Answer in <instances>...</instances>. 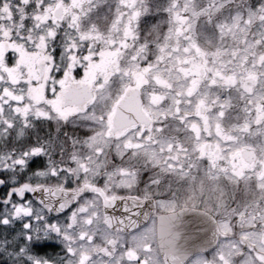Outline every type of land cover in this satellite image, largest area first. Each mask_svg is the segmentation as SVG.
I'll return each mask as SVG.
<instances>
[{
  "label": "rangeland",
  "instance_id": "obj_1",
  "mask_svg": "<svg viewBox=\"0 0 264 264\" xmlns=\"http://www.w3.org/2000/svg\"><path fill=\"white\" fill-rule=\"evenodd\" d=\"M116 37L123 45L116 41L113 53ZM192 57L184 67L181 59ZM85 60L86 69L73 76ZM65 64L61 88L46 95ZM193 67L207 80L199 90L188 74ZM71 83L91 87V100L64 106L57 92ZM134 87L151 124L112 132L114 108ZM201 97L212 102L215 132L224 140L229 128L234 139L217 162L200 158ZM49 105L51 119H36ZM41 141L48 160L36 179L14 161ZM246 147L257 153L250 172L239 156ZM53 164L68 171L48 176ZM0 169H8L9 183L23 176L35 186L93 189L75 201L71 223L61 225L71 237H52L74 250L71 259L56 256L57 264H159L153 218L126 234L103 223L102 197L137 191L153 197L160 212L192 206L215 216L217 245L187 264H264V0H0ZM22 234L19 222L0 227V253L9 251L11 264H26Z\"/></svg>",
  "mask_w": 264,
  "mask_h": 264
},
{
  "label": "water",
  "instance_id": "obj_2",
  "mask_svg": "<svg viewBox=\"0 0 264 264\" xmlns=\"http://www.w3.org/2000/svg\"><path fill=\"white\" fill-rule=\"evenodd\" d=\"M54 15L59 17L61 8L58 7ZM90 96L91 91L85 85L78 88L70 86L65 94L66 103L75 104L89 99ZM141 105L139 91L134 89L128 92L115 108L112 131L122 130L135 124L148 125L150 119L141 110ZM241 155L247 162L255 160L253 151L243 150ZM43 188L48 206L51 207L55 202V210L68 208L72 199L77 196L74 190ZM102 209L107 227L123 232L143 225L151 215H156L157 244L164 264H183L192 254L213 248L218 239L219 232L215 219L200 209L187 207L169 214H156L153 198L138 200L126 196L104 198Z\"/></svg>",
  "mask_w": 264,
  "mask_h": 264
},
{
  "label": "snow or ice",
  "instance_id": "obj_3",
  "mask_svg": "<svg viewBox=\"0 0 264 264\" xmlns=\"http://www.w3.org/2000/svg\"><path fill=\"white\" fill-rule=\"evenodd\" d=\"M67 51L71 53L73 48L69 46ZM52 60L55 62L56 57L53 56ZM86 67V60L73 67V76L76 75L77 71L83 72ZM66 70L67 64H65L63 69H56L60 75L52 78L50 87L46 86V95L48 91H51L52 97L56 96V91L61 88V84L58 81L63 80ZM53 111L52 106L49 105L48 113H38L35 118L40 120L51 119ZM56 115L59 118H64L59 113H56ZM73 115L76 114L74 113ZM68 119H71V117H68ZM47 160V144L41 141L33 144L30 149H25L20 154V158L15 160L14 163L16 168H22L24 173L31 172L32 177L40 179V172L45 169ZM33 169L35 171H32ZM67 171L68 169L64 167H60L57 170L55 164H53L47 175L59 177L61 173H66ZM7 172L8 169H0V227H8L15 222L20 223L23 233L20 237L21 244L26 245L23 251L29 253L25 256L26 264H57L58 258L55 255H48L49 250L51 249L54 252L57 245V241L52 239V237L61 235V225L71 223L72 213L68 212V208L55 210V202L49 207L44 195L45 189L42 186L33 187L30 181L25 182L22 188L17 181H13L10 184L7 180ZM44 178L46 179L47 177ZM21 179H23V176ZM37 193L40 195H37ZM76 202L78 203V201ZM70 207L71 205H69ZM32 252L39 255H31Z\"/></svg>",
  "mask_w": 264,
  "mask_h": 264
},
{
  "label": "flooded vegetation",
  "instance_id": "obj_4",
  "mask_svg": "<svg viewBox=\"0 0 264 264\" xmlns=\"http://www.w3.org/2000/svg\"><path fill=\"white\" fill-rule=\"evenodd\" d=\"M116 41L119 42L120 48L123 45V42H121V39L118 38V37H116L115 40H113L110 43V46L113 48V49L111 48L110 50L113 51V53H115L118 50V48H117L118 45H117ZM209 58H211V59L207 63V67H208V69L210 71H213L214 70V66H212L211 62L214 61V58L213 57H209ZM181 61H182V63H184L183 64L184 67H187V65L189 64L188 62H190V63L193 64V62H195L196 59L192 57L190 59H181ZM188 74L191 76L190 79L195 80V82L197 83L198 86H196V88L198 90L200 88H202L204 85H207L206 84V81L207 80H205V74H204V71L202 69H197V68H194L193 67V68H191V71ZM24 88H26V89H32L34 87L33 86H27V85H25ZM64 94H65V90L62 93L60 91L57 92V98L58 99L60 98L62 100V104H63V100H64ZM200 99L202 101L201 102V109L199 111V115H197L198 117L196 118V121H198V123H200V127H199V131H201L200 141H201V146L204 149V151H203L204 152V155L202 156L204 159L202 157H200V158L203 160V162H206V161H209V160L215 158V159H213V161L217 162L216 159L218 157H220V155H221L222 150L224 149V147L230 145L234 141L233 135H232V132L230 131L229 128L227 130L225 128H223L224 129V130L222 129V134L224 136V140H223L215 132L216 129L218 128V123L216 122V120L214 119V117H212V119H209L208 118V112L210 111L211 108H213L212 107L213 106L212 105V102H211V100H209V98H203V97H201ZM67 106H69V105H67ZM227 108H228V106H227ZM210 133H212V136L210 135ZM226 133H227V135H225ZM65 147H67V146H65ZM228 148L229 147H227L226 149H228ZM235 156H236V154H235ZM51 157H52V160H54L53 157H56V154L55 153H52ZM226 158H232V155L229 154V155L226 156ZM226 158H225L224 162L226 164H228V159H226ZM229 164L231 166L233 165L231 163H229ZM247 165H249V168H250V170H248V172L252 171L253 166L251 164H249V163H247ZM246 169H247V167H246ZM26 182H28V181H26ZM30 183H31L32 186H35L32 182H30ZM57 188H59V189H67V190H75V192L77 194L76 198H74L73 201H72V203H71V207L68 208V212L73 209V206H74L75 201L77 200V198L85 195L88 191L93 192V189L92 188H89V187L77 188L75 186L74 187L73 186H70V187H67V188L66 187L65 188L64 187H57ZM101 197H102V194H101ZM155 226H156V219H154V232H155ZM10 227H11V224L8 226V229L9 230H10ZM71 232H73V231H71ZM60 236L62 238H65V237L68 238V237H71V234L67 233V235L66 234L65 235L63 234L62 235V232H61V235ZM62 242H63L62 239L60 241H57V245L55 246V251L53 252L51 250L52 254H54L55 256H62L63 255L64 257L71 259V255L74 256V250H73V254L71 253V251L73 249V245H72V247H69L68 246V243H67V245H66L67 247H65V248L62 249ZM63 252H64V254H63ZM95 252L101 253L100 250H97ZM65 254H67V255H65ZM69 254H71V255H69ZM90 256H91V254H90ZM191 258H193V257H191ZM190 259L187 260L184 264H187V262L190 261ZM10 260H11L10 259V254H9V251H8V253L6 252V256L4 254V260H0V262H2V264H11L12 262ZM92 261L93 260H90L89 261L90 264H92ZM104 261L105 262H107V261L109 262V261H112V260H101L102 264H103ZM115 261H118V260H115ZM81 262L83 264H86L87 260H81ZM160 264H162L161 260H160Z\"/></svg>",
  "mask_w": 264,
  "mask_h": 264
},
{
  "label": "trees",
  "instance_id": "obj_5",
  "mask_svg": "<svg viewBox=\"0 0 264 264\" xmlns=\"http://www.w3.org/2000/svg\"><path fill=\"white\" fill-rule=\"evenodd\" d=\"M183 1H185V0H179V3L182 4ZM177 6H178V5H177ZM177 6H175V7H177ZM181 8H182V5H181ZM215 16H216V14H215ZM209 24H210V25H213L212 22H210ZM247 36H248V35H247ZM247 39H248V38H247ZM141 192H142V191H137V192H136V196L138 197V195H141Z\"/></svg>",
  "mask_w": 264,
  "mask_h": 264
}]
</instances>
